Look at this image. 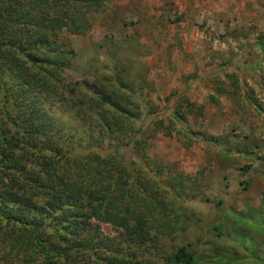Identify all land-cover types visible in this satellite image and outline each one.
<instances>
[{
    "label": "rangeland",
    "instance_id": "obj_1",
    "mask_svg": "<svg viewBox=\"0 0 264 264\" xmlns=\"http://www.w3.org/2000/svg\"><path fill=\"white\" fill-rule=\"evenodd\" d=\"M84 29L60 33L69 64L61 88L41 99L57 126L75 136L57 151L56 161L72 156L58 172L82 183L89 175L81 169L90 163L95 174L90 159L99 155L102 167L126 168L138 188L151 177L173 204L165 234L118 253L107 249L123 248L122 229L92 219L73 238L57 222L67 207L48 209L42 231L52 260L163 264L186 247L197 264H264V0H110ZM99 92L118 97L111 96L120 115L107 113L116 123L109 128L100 123L106 112ZM35 163L28 172H38ZM31 248H0V264H48ZM64 249L73 253L64 256Z\"/></svg>",
    "mask_w": 264,
    "mask_h": 264
},
{
    "label": "trees",
    "instance_id": "obj_2",
    "mask_svg": "<svg viewBox=\"0 0 264 264\" xmlns=\"http://www.w3.org/2000/svg\"><path fill=\"white\" fill-rule=\"evenodd\" d=\"M108 1L0 0V228L5 227L6 234L1 241L2 251L9 247L10 252L20 254L23 247L28 250L33 246L48 264H59L52 260L53 254L45 244L47 239L43 238V215L48 209L56 211L65 206L67 209L61 214L64 219L56 221L73 238H80L82 225L92 219L122 229V239L127 238L123 248L118 244L107 249L117 253L131 243L141 249L152 233L161 236L168 231L165 215L173 202L159 196L155 187L158 183L151 177L138 188L130 184L131 175L126 168L119 166L115 171L107 164L102 167L99 155L90 159L97 161L95 174L91 173L90 163L81 169L89 175V180L82 183L57 170L72 157L70 151V157L60 154L62 157L56 161L57 151L75 140L42 109V95H54L61 88L60 74L70 60V50L57 40L64 31L84 34L89 16L98 13ZM112 93L98 94L101 109L106 112L100 123L105 127L109 122L108 128L116 123H111L107 113L119 114L114 105L117 100L111 96L118 97ZM64 100L70 106L74 104L68 97ZM175 114L186 120L181 111ZM49 149L54 150L51 156L47 155ZM34 159L38 172H28ZM60 170L65 168L61 166ZM103 174L110 180L101 182ZM178 189L183 191L184 187L179 184ZM181 194L176 195V200ZM42 198H48L51 206H45ZM39 199L43 205L37 209L34 203ZM156 208L157 214L150 215ZM35 211L39 216L35 217ZM68 235L58 232L55 237L64 243L68 242ZM78 242L84 244L80 239ZM68 254L67 250L63 253ZM195 260L196 256L186 247H179L163 264H197Z\"/></svg>",
    "mask_w": 264,
    "mask_h": 264
}]
</instances>
